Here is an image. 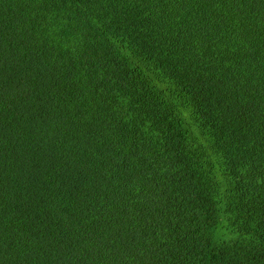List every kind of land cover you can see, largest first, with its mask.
<instances>
[{"label":"trees","instance_id":"1","mask_svg":"<svg viewBox=\"0 0 264 264\" xmlns=\"http://www.w3.org/2000/svg\"><path fill=\"white\" fill-rule=\"evenodd\" d=\"M0 264H264V0H0Z\"/></svg>","mask_w":264,"mask_h":264}]
</instances>
